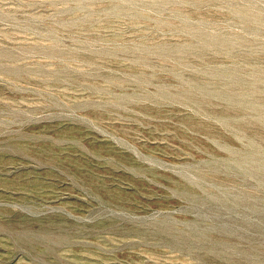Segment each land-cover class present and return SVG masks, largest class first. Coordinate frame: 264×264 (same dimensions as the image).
Here are the masks:
<instances>
[{
	"label": "rangeland",
	"instance_id": "obj_1",
	"mask_svg": "<svg viewBox=\"0 0 264 264\" xmlns=\"http://www.w3.org/2000/svg\"><path fill=\"white\" fill-rule=\"evenodd\" d=\"M0 264H264V0H0Z\"/></svg>",
	"mask_w": 264,
	"mask_h": 264
},
{
	"label": "bare ground",
	"instance_id": "obj_2",
	"mask_svg": "<svg viewBox=\"0 0 264 264\" xmlns=\"http://www.w3.org/2000/svg\"><path fill=\"white\" fill-rule=\"evenodd\" d=\"M227 42V41H226ZM232 43V42H231ZM234 43V42H233ZM228 45V44H227Z\"/></svg>",
	"mask_w": 264,
	"mask_h": 264
}]
</instances>
